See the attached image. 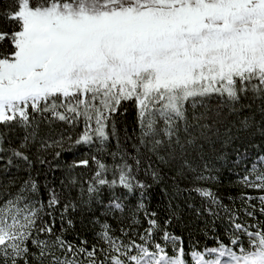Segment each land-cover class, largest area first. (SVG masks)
<instances>
[{"label":"snow or ice","instance_id":"obj_1","mask_svg":"<svg viewBox=\"0 0 264 264\" xmlns=\"http://www.w3.org/2000/svg\"><path fill=\"white\" fill-rule=\"evenodd\" d=\"M0 264H264V0H0Z\"/></svg>","mask_w":264,"mask_h":264}]
</instances>
